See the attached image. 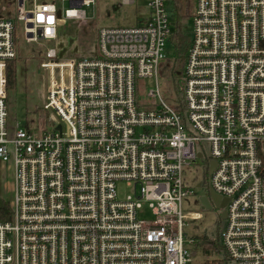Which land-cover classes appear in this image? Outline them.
I'll use <instances>...</instances> for the list:
<instances>
[{"label": "built area", "instance_id": "obj_1", "mask_svg": "<svg viewBox=\"0 0 264 264\" xmlns=\"http://www.w3.org/2000/svg\"><path fill=\"white\" fill-rule=\"evenodd\" d=\"M17 1L24 38L44 46L43 109L63 125L35 133L14 122L16 21L0 11V160L13 177L0 264H194L184 227L201 214L182 203L195 194L184 176L196 166L197 186L228 198L220 236L231 262L264 264V0H195L179 108L159 86L170 0H149L136 24L98 26L95 53L72 58L61 27L93 19L86 8L97 0ZM122 181L134 185L123 199Z\"/></svg>", "mask_w": 264, "mask_h": 264}, {"label": "rangeland", "instance_id": "obj_2", "mask_svg": "<svg viewBox=\"0 0 264 264\" xmlns=\"http://www.w3.org/2000/svg\"><path fill=\"white\" fill-rule=\"evenodd\" d=\"M148 2L149 0H137V4L134 6H118L116 3L109 0H97V4L94 7L86 8L88 16H93V19L86 20L84 22L67 21L65 23L64 28L66 30L63 29V31H61V35L59 34L60 40L58 41L59 43H62L64 45L62 56H70L71 58L85 56V54L80 53L82 47L87 48L88 56L94 54V47L96 42L94 40V25H97L98 27L100 25L127 26L130 24H136L140 20L147 18ZM18 6L19 4L17 0H0V11L2 12V14L9 13L10 15H13L18 28V30L16 31V35H18V52H21L22 57H20L19 53V60H17V63L18 61L26 58L32 61V66L30 69L33 76L32 85L39 96L40 88H42V76H45V71L39 68V60L42 59L39 54L41 53L40 50H44V46L39 43H30L24 38V22L17 19ZM26 7L28 9L32 7V0H27ZM187 7L189 14L192 15L195 10V0H178L177 7L171 0L167 3V8L170 11L171 15L173 11H176V8L181 13H186ZM191 22L192 19L190 18L186 24L188 30L191 29ZM19 31L22 32V35L18 34ZM81 39L83 42L81 41ZM46 44H48V46L52 45L49 42H46ZM167 49L169 52L172 51V46L167 45ZM143 84L144 82L141 80L138 83V98L141 101H146L148 98V88L142 86ZM159 86L163 95H166L171 90V85L170 83H168L167 79L164 76L159 77ZM16 87L13 89H9V92L16 89ZM27 87L29 88L30 85H27ZM9 101L12 103V105L10 106L11 116L15 118V123H19L20 125L26 127L32 126V129L37 128L40 131H42V129H46L48 131L53 130L56 123H59V125H63V121L61 119H58L57 122L52 120V114L56 115L57 117L55 110L43 109L44 101L38 105L36 104L37 107L33 110H27L28 99L23 94H11L9 96ZM45 113H47L48 116H46ZM44 114L47 121L45 119H41V117H44ZM9 165V162L4 163L0 160V197L10 201L13 199V177L12 172L8 170ZM184 180L192 186L195 194L184 197L182 203L183 212L201 214L200 219L185 221L184 231L186 236L193 237L200 234L215 236L221 224L219 214L220 208H217L213 202V207L211 209L202 207L200 196L205 193L206 190L204 186H197V182L202 181V168L196 166L192 167L191 170L187 169L185 172ZM117 192L118 197L123 199L127 195L134 193V185L128 184L125 181L119 182L117 184ZM140 214L145 215L146 217H150L151 211L146 205H144L143 211H141ZM193 257L194 264H201L204 260L201 252H198V254Z\"/></svg>", "mask_w": 264, "mask_h": 264}, {"label": "trees", "instance_id": "obj_3", "mask_svg": "<svg viewBox=\"0 0 264 264\" xmlns=\"http://www.w3.org/2000/svg\"><path fill=\"white\" fill-rule=\"evenodd\" d=\"M174 5L177 7L178 0H171ZM191 18L188 7L186 13H181L177 8L176 11H173L171 15V19L173 21V30L171 35L169 36L168 44L172 46V51H168L166 47L165 56L160 63L159 74L161 77H165L171 85V90L166 95H163L165 100L179 108L182 93H183V85H184V70L185 64L187 61L188 49L191 42V29H187V22ZM65 25L61 27V31L66 30L64 28ZM94 40L96 41L98 27L94 25ZM18 30L16 25V31ZM16 49H17V57L9 60L7 63V89H13L17 86V60H19L18 55L21 52H18V35H16ZM19 35H22V32L19 31ZM82 41V39H81ZM83 42V41H82ZM54 45V42H49ZM93 47V46H92ZM40 57L42 59L45 57L44 50H40ZM87 48H81L80 53L87 55ZM70 56H66L68 58ZM139 92V90H138ZM154 107L155 104H150ZM0 218L2 220H11V208L9 206V201L0 197ZM221 224L219 226V230L215 236H210L207 234H200L191 237L194 242L191 246L192 255L195 256L198 252H201L203 257V262L201 264H231V259L229 256V252L225 247L223 241L220 236V229L222 227L223 220L220 216ZM194 258V257H193Z\"/></svg>", "mask_w": 264, "mask_h": 264}, {"label": "crops", "instance_id": "obj_4", "mask_svg": "<svg viewBox=\"0 0 264 264\" xmlns=\"http://www.w3.org/2000/svg\"><path fill=\"white\" fill-rule=\"evenodd\" d=\"M31 66H32V61H30L27 58L18 61V63H17V87L13 91L9 92V96L11 94H18V93L25 95L28 99L27 110L36 109L38 104L45 101V77L42 76V78H43L42 82H41L42 88H40V95L38 96L37 91H35V89L32 85L33 76H32V73L30 71ZM27 85H30V87L28 88ZM11 105H12V103L9 101V106H11ZM45 114H46V116H48L47 113H45ZM45 114H44V117H41V119L46 120ZM51 117H52V115H51ZM28 128L32 129V126H29ZM32 130L35 133H37L39 131L37 128H34Z\"/></svg>", "mask_w": 264, "mask_h": 264}, {"label": "water", "instance_id": "obj_5", "mask_svg": "<svg viewBox=\"0 0 264 264\" xmlns=\"http://www.w3.org/2000/svg\"><path fill=\"white\" fill-rule=\"evenodd\" d=\"M19 3L21 4L22 0H19ZM57 129L61 130V125H58ZM202 186H204V188H205L206 185H202ZM200 200H201V204H202L203 208L211 209L213 207L212 206V202H213L217 208L224 209V212L222 214V219H223V221L225 220V218L227 216V211L225 209V206L228 202L227 197H223V196L219 195L218 193H216L212 188H208L205 191V193H203L200 196Z\"/></svg>", "mask_w": 264, "mask_h": 264}, {"label": "snow or ice", "instance_id": "obj_6", "mask_svg": "<svg viewBox=\"0 0 264 264\" xmlns=\"http://www.w3.org/2000/svg\"><path fill=\"white\" fill-rule=\"evenodd\" d=\"M38 18V20H40L41 22H43L44 21V16H38L37 17ZM53 22V18L52 17H48V23H52Z\"/></svg>", "mask_w": 264, "mask_h": 264}, {"label": "clouds", "instance_id": "obj_7", "mask_svg": "<svg viewBox=\"0 0 264 264\" xmlns=\"http://www.w3.org/2000/svg\"><path fill=\"white\" fill-rule=\"evenodd\" d=\"M48 11H52V12H54L55 9H54V7H52V8H49ZM69 14H70V15H75L76 13H75V12H70ZM50 17H51V16H50Z\"/></svg>", "mask_w": 264, "mask_h": 264}, {"label": "flooded vegetation", "instance_id": "obj_8", "mask_svg": "<svg viewBox=\"0 0 264 264\" xmlns=\"http://www.w3.org/2000/svg\"><path fill=\"white\" fill-rule=\"evenodd\" d=\"M209 187H207V186H205V190H207ZM223 212H224V209H220V216H221V218H222V214H223Z\"/></svg>", "mask_w": 264, "mask_h": 264}]
</instances>
